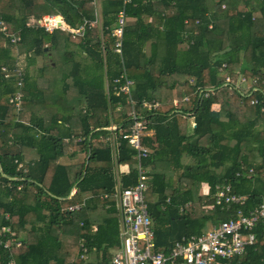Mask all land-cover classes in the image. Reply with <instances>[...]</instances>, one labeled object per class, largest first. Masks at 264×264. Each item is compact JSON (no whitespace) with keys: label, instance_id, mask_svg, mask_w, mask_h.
<instances>
[{"label":"trees","instance_id":"obj_1","mask_svg":"<svg viewBox=\"0 0 264 264\" xmlns=\"http://www.w3.org/2000/svg\"><path fill=\"white\" fill-rule=\"evenodd\" d=\"M143 1L125 7L137 21L125 26L121 56L111 29L123 0L103 2L101 30L86 23L94 18L90 0H0V38L6 41L0 47V225L21 232L29 218L32 224L13 252L17 264H110L119 249L114 191L138 183L137 152L125 139L119 147L104 139L128 132L131 123V104L125 95H108L105 80L124 70L135 80L134 99L160 103L147 125L154 134L143 140L153 153L141 160L150 176L146 196L155 251L168 252L183 236H200L239 211L249 215L264 197V0ZM46 14H60L75 28L85 25V32L73 38L62 28L36 26ZM13 34L20 37L16 43ZM71 44L79 50L71 52ZM59 47L70 66L58 78L60 88L57 76L44 88L40 78L57 75V65L34 66L35 75L30 68ZM226 75L257 77L258 89L245 94L224 85ZM211 87L214 94L200 93ZM19 90L20 109L10 101ZM118 103L122 109L116 111ZM37 106L53 113L48 124L33 119ZM111 125L114 132L106 129ZM25 147L37 158L25 161ZM217 185L230 186L229 193L245 196V203L217 204ZM100 203L108 209L102 221L95 213ZM74 205L79 208L68 209ZM61 225L72 227L69 247ZM254 233L255 245L233 264H264V218ZM82 244L87 255L96 251L97 262H85ZM9 258L0 248V264Z\"/></svg>","mask_w":264,"mask_h":264},{"label":"built area","instance_id":"obj_2","mask_svg":"<svg viewBox=\"0 0 264 264\" xmlns=\"http://www.w3.org/2000/svg\"><path fill=\"white\" fill-rule=\"evenodd\" d=\"M262 1V0H261ZM100 0H90L95 8L98 7ZM131 0H123V7L119 10L116 24L111 29L114 38V52L122 56L123 53V36L125 26L127 25V11L125 7ZM225 7V5H223ZM101 14L95 13L92 20L86 22L90 26H96L100 20ZM100 17V18H99ZM35 25L44 28L46 31L52 32L55 29H65L72 34L73 38L82 36L85 32V25L74 28L65 22L64 18L59 15L46 14L37 18ZM108 28V27H106ZM6 26L1 27V31H5ZM20 37L13 34L11 41L16 43ZM225 67L226 64H223ZM226 83L231 84L236 90H240L245 94L258 89L257 77L246 78L240 75L234 80L231 76L226 75ZM264 83V81H263ZM21 85V81L18 83ZM135 80L130 78L127 71L124 70L120 76L113 79L106 78V91L108 95H125L127 101L131 104L130 127L128 132L117 135L111 133L105 137V141L120 146V140H127L128 144L136 150L138 183L130 188H120L116 186L114 197L118 210V221L120 228L121 246L114 253L110 264H233L235 257L241 256L246 252L249 246L255 245L256 235L254 228L264 218V197L260 204L250 212L249 215L239 211L237 218H229L213 225L208 232L200 236H183L168 251H155V235L152 229V220L150 218L147 191L150 185V176L145 169V165L141 163L143 158L152 155L153 150L143 145V140L147 136L154 134L153 129H147V125L151 123V114L158 108V101H149L143 99L140 103L132 97V88ZM214 87L201 90L200 93L205 97L214 94ZM112 92V93H111ZM22 91H17L10 101L19 109L21 104ZM184 100H188L185 97ZM177 101V99H176ZM178 105V101L176 104ZM257 103L258 101L255 100ZM122 107L121 103H118ZM119 110V109H118ZM106 129L114 132L117 127L112 125ZM121 167V166H120ZM230 186H216V203H239L244 204L246 197L243 195H231ZM104 199L108 198V194L103 195ZM78 205L69 207V210L78 209ZM23 242L17 238L16 232L7 225H0V248L8 250L10 258L7 264H17L13 256L14 250L22 247ZM84 248L81 257L88 262L87 248Z\"/></svg>","mask_w":264,"mask_h":264},{"label":"crops","instance_id":"obj_3","mask_svg":"<svg viewBox=\"0 0 264 264\" xmlns=\"http://www.w3.org/2000/svg\"><path fill=\"white\" fill-rule=\"evenodd\" d=\"M107 0H100V2H99V5H98V7L97 8H95L94 6H92V8H93V13H94V17H95V13H98V15L99 14H101V15H103V2H106ZM154 3L156 2V1H161V0H152ZM139 2V1H138ZM143 2H147L146 0L145 1H143ZM130 3H132V0H131V2ZM129 3V4H130ZM91 4V3H90ZM128 4V5H129ZM136 6V4H134L133 5V7H135ZM128 7V6H127ZM121 9V8H120ZM119 9V10H120ZM119 12V11H118ZM128 14V13H127ZM117 15H118V13H117ZM101 17V18H100ZM99 18H100V20H99V22L97 23V25L94 27V28H96V29H102L103 28V26H102V17L103 16H100ZM144 18L147 20V21H149V20H153V21H155L156 20V18H150V17H145L144 16ZM90 20H92V19H90ZM136 21H137V19L135 18V17H130L129 15H128V17H127V20H126V22H127V25H132V24H135L136 23ZM67 23V22H66ZM116 24V23H115ZM114 24V25H115ZM113 25V26H114ZM75 28V27H74ZM160 28H162V26H160ZM163 50V48L161 47L160 48V50ZM69 50H71V52H73L74 50H75V48H72V46H70V48H69ZM74 53V52H73ZM118 107H119V105H117L116 106V111H119L118 110ZM215 108H219L220 106L219 105H216V106H214ZM40 107L39 106H37L35 109H36V113H35V116H34V120L35 121H38V120H41V119H43L44 118V121H45V123H49L50 122V120H51V115L53 114V113H51L50 111H40V109H39ZM27 120V119H26ZM112 126V125H111ZM110 127V126H109ZM71 139L72 140H74L75 142H79V141H81V138L80 137H76V136H72L71 137ZM69 139H67V141H68ZM23 154H24V157H25V161H28L27 160V153H32V154H34L35 153V151L33 150V149H30V148H23ZM32 160H34L35 159V156H32V158H31ZM120 166H121V164H120ZM117 173H118V171H117ZM119 176L120 175H118V174H116V182L118 181V179H119ZM13 179H15V178H13ZM16 180V179H15ZM18 188H21V187H18ZM76 193V189L75 188H73L72 189V191H71V193H70V196L69 197H72L74 194ZM87 197H90V194L89 195H87ZM6 201H10V199H11V197H5L4 198ZM102 203H100L99 205H98V207L95 209V213H96V216H97V218H98V220L100 221H102L103 219L105 220V218H107L108 217V212L106 211V210H108V209H103L102 207H100V205H101ZM108 208V207H107ZM2 214V213H1ZM117 216H118V214H117ZM5 219V218H4ZM33 220H35V218H31V222L34 224V222H33ZM115 221H116V227H117V232H118V235H119V238H120V228H119V221H118V217H116L115 218ZM112 225H113V222H112ZM7 226H10L15 232H16V234H17V238L21 241V242H23V241H25L26 239H28V232H29V230L31 229V227H32V224L30 223V218H29V220H28V222H26V225H25V228H26V230L24 231H21V232H18V230L17 229H15L13 226H11V225H7ZM114 227V226H113ZM209 228H210V226H209ZM208 228V229H209ZM24 243V242H23ZM120 246H121V238H120ZM120 248V247H119ZM117 249H113V253H114V251H116ZM88 257H89V260H88V262H91V263H93V262H97L99 259V257H98V254L96 253V251H93V252H91L89 255H88Z\"/></svg>","mask_w":264,"mask_h":264},{"label":"rangeland","instance_id":"obj_4","mask_svg":"<svg viewBox=\"0 0 264 264\" xmlns=\"http://www.w3.org/2000/svg\"><path fill=\"white\" fill-rule=\"evenodd\" d=\"M239 8V10H245V7L244 6H242V4L238 7ZM5 44H6V41L3 39V38H0V47L1 46H5ZM70 46H72V48H75V49H77V50H79V48H77L76 47V44H71ZM186 47V46H185ZM20 50H21V48H19V49H17V46L15 47V51H13V60H15V62H17L18 63V65L19 64H21L22 63V61H19V60H21V58H20V56H21V52H20ZM164 53V51L161 49L160 50V53H159V55H162ZM66 57H65V51H64V48H61V47H59V48H55V49H53V52H52V54L49 56V58H47V59H37L36 60V62L33 64V66H31V68H30V74L31 75H35V67L34 66H36L37 68H38V66H41L43 63H52V64H54V65H57V75H49L48 73H47V75H46V77L45 78H40L42 81H40V83H39V80H38V83L42 86V87H47V85H48V83L46 82V81H48V82H50V84L48 85V86H50V85H52V82L51 81H53V77L54 76H57V83H58V88H60L61 87V83H60V81L58 80V78L61 76V72H63L64 70H66V69H68L69 68V60H66L65 59ZM76 59V58H75ZM19 71V70H18ZM18 73V72H17ZM99 73V72H98ZM129 74V73H128ZM41 77H43V76H41ZM50 80V81H49ZM70 82H71V79L69 80ZM105 84H106V80H105ZM174 95H175V93H174ZM77 99H79V97H77ZM176 99H177V101H178V97L177 96H174V101H176ZM177 101H176V104H177ZM178 104H179V101H178ZM40 109V111H43V109H42V107H40L39 108ZM118 109L119 110H121L122 109V107H118ZM194 120H193V118H190V126L192 127L193 125H194V122H193ZM32 156H35V158H37V153L35 152L34 154H32V153H27V160H30L31 158H32ZM183 160L185 161V162H189V160H190V158L188 157V156H185L184 158H183ZM175 175L177 176V175H179V173L178 172H176L175 173ZM176 180V179H175ZM198 192H200L199 191V189H198ZM116 225V221H113V225ZM62 226V225H61ZM71 228L72 227H66V226H62V229H63V231L67 234V237L66 236H64V238L66 237V239H65V245L67 246V247H69V246H71L72 245V238H71V236H69V230H71ZM57 230H60L61 228L60 227H57L56 228ZM65 234V235H66ZM73 240H74V243H76V240H75V238L73 237ZM69 244H71V245H69Z\"/></svg>","mask_w":264,"mask_h":264},{"label":"water","instance_id":"obj_5","mask_svg":"<svg viewBox=\"0 0 264 264\" xmlns=\"http://www.w3.org/2000/svg\"><path fill=\"white\" fill-rule=\"evenodd\" d=\"M229 50H230V47L226 48L225 50L215 52V55L224 54L226 51H229ZM9 73H17V72L14 71V72H9Z\"/></svg>","mask_w":264,"mask_h":264},{"label":"clouds","instance_id":"obj_6","mask_svg":"<svg viewBox=\"0 0 264 264\" xmlns=\"http://www.w3.org/2000/svg\"><path fill=\"white\" fill-rule=\"evenodd\" d=\"M51 15H59V16H61V17H63L62 15H60V14H51ZM64 18V17H63ZM65 20V19H64ZM65 22H66V20H65ZM56 30V29H55Z\"/></svg>","mask_w":264,"mask_h":264}]
</instances>
